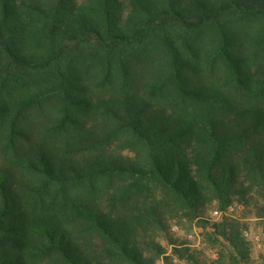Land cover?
Returning <instances> with one entry per match:
<instances>
[{
    "label": "trees",
    "instance_id": "trees-1",
    "mask_svg": "<svg viewBox=\"0 0 264 264\" xmlns=\"http://www.w3.org/2000/svg\"><path fill=\"white\" fill-rule=\"evenodd\" d=\"M234 204L264 242V0H0V264H253Z\"/></svg>",
    "mask_w": 264,
    "mask_h": 264
},
{
    "label": "rangeland",
    "instance_id": "rangeland-1",
    "mask_svg": "<svg viewBox=\"0 0 264 264\" xmlns=\"http://www.w3.org/2000/svg\"><path fill=\"white\" fill-rule=\"evenodd\" d=\"M233 207L234 208L231 212L234 217L241 219L247 225L245 236L250 242L251 261L253 264H258L260 263V254L264 253V242L260 222L245 211L242 205L234 204ZM209 209L205 210L203 217L215 220V217H218V214L214 213V211L211 212ZM229 212L230 211L227 210V213ZM172 225L174 235L185 241L191 249H195L196 254L201 261H210V259L216 257L213 248L205 240L204 235L202 234V228L197 226L195 223L188 224L183 222L181 225L176 223H173ZM162 243L166 244L164 240H162ZM179 264H184V262L180 261Z\"/></svg>",
    "mask_w": 264,
    "mask_h": 264
},
{
    "label": "built area",
    "instance_id": "built-area-1",
    "mask_svg": "<svg viewBox=\"0 0 264 264\" xmlns=\"http://www.w3.org/2000/svg\"><path fill=\"white\" fill-rule=\"evenodd\" d=\"M227 210L228 211H232L233 210V207L232 206H228ZM214 213H216V212H214Z\"/></svg>",
    "mask_w": 264,
    "mask_h": 264
}]
</instances>
